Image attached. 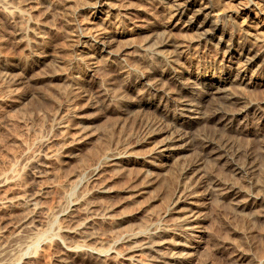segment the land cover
<instances>
[{
	"label": "rangeland",
	"instance_id": "obj_1",
	"mask_svg": "<svg viewBox=\"0 0 264 264\" xmlns=\"http://www.w3.org/2000/svg\"><path fill=\"white\" fill-rule=\"evenodd\" d=\"M11 1L0 0V264H97V252L106 264H150L145 260L146 250L134 257L137 263L126 259L123 234L128 229L137 230L141 238L160 225L165 229L173 227L175 217L171 213L165 215L166 206L176 194L182 175L174 169L157 177L158 171L131 155H125L113 167L106 163L116 150L124 145L134 146L145 134L147 129L140 119H135V114L145 121L152 119L149 111L144 113L134 104L138 96L133 87L125 90L123 84L137 86L136 81L149 71L167 67L157 45L171 35L184 48V55L178 57L180 68L202 73L215 71L228 63L226 45L218 40L220 33L204 39L197 36L195 28L168 30L163 26L169 17L165 0H103L109 6L101 7L92 5L96 0ZM205 1H210L214 18L228 31L225 43H229L227 38L232 33L233 41H244L264 54V28L257 29L260 22L264 23V10L253 12L249 19L239 14L235 0ZM115 31L119 40L114 48L130 43L134 45L130 52L112 57L101 46L94 48L86 42L80 45L87 38L84 34L97 36L100 32L110 36ZM135 45H141L142 52ZM139 51L140 58L136 56ZM261 74L264 76V72ZM245 92L242 93L246 98L261 102L264 111V86ZM118 94H125L128 103L121 101ZM147 96L151 99L153 95ZM129 108L135 109V113L128 114ZM247 120V131L236 137L240 141L236 140L235 145L246 152L248 162L251 156L262 162L264 118L250 115ZM211 129H206V136L214 140L216 133ZM153 144L132 150L134 154L146 152ZM185 155L186 161L202 157L197 146ZM259 165L257 179L263 184L264 162ZM95 171L103 175L101 179L109 186V192L90 190V178ZM152 175L153 179L157 177L156 181L152 179L155 184L145 186L147 191L133 200V195L126 191L131 188L129 185L134 184L136 189ZM205 180L210 184L208 177ZM204 187L198 198L207 236L165 232L164 238L178 243L198 241L200 249L191 264H264V202L250 203L241 209L219 196L205 199L208 190ZM90 201L99 210H107V214L95 219L88 229L98 239L86 240L68 231L67 225L73 223L70 215L79 213V208ZM25 219L28 227L23 229ZM99 246L105 247L99 251Z\"/></svg>",
	"mask_w": 264,
	"mask_h": 264
},
{
	"label": "bare ground",
	"instance_id": "obj_2",
	"mask_svg": "<svg viewBox=\"0 0 264 264\" xmlns=\"http://www.w3.org/2000/svg\"><path fill=\"white\" fill-rule=\"evenodd\" d=\"M235 2L236 4H238L237 11L239 12V14L244 15L246 18L249 19H251V15L253 14V12L256 11L257 14L258 12L262 13L264 10V0H235ZM164 3L168 4V7H166L169 8V17L165 25L163 24L164 27H166L168 30H172L174 28H184L185 30H192L195 28V31L198 32L197 36H203L202 38L204 39L207 36H214L215 34L220 33L221 37L218 40L220 43L223 42L224 46L226 45L225 52H227L226 55L228 57V63L220 65L219 68H216L215 71L209 73H202L198 70L187 71L180 68L177 64V62L179 61L178 57L183 54L182 52H184V48L180 46L178 42H175V40L172 39V35L167 37L165 36L163 40L161 39V41H158L157 48L159 47L160 49L158 48V50L156 48L158 50L157 52L163 56V61L166 62L167 67L160 68L158 71H149V75L147 74V76L142 77L139 81H136L137 86L123 84V88L125 90H128L133 87L132 89L136 91L138 96V99L136 101L134 100V104L136 105V107L141 109V111H149L150 115L152 116V119H150V121H145L141 119V116H139L140 118H137L138 115L135 114V119H137L138 121L140 119L146 127L147 130L145 134L139 140H137V144H135L134 146L124 145L121 149L116 150L113 154L109 153L111 155L108 159H106V163L109 167H113L120 164L122 157H124L125 155H131L135 156L136 158H140V163L142 165L153 167L155 169V172L158 171L159 173H156L157 177L160 175V173L163 172H165V174L166 172L171 173L174 169L176 171H179V173L182 175V180L178 181L176 194L174 195L173 199L170 198V200L172 199L171 202L169 204L167 203L168 206H166L165 213V215L169 213L174 215L173 217H175V223L173 224V227L167 228L166 226V229L160 228L162 225L157 228L154 227L155 229L152 232H150L148 235L144 234L147 235L145 237H141L143 236L141 235V238H138L139 231H129L128 229L127 232H123V237L127 244V250L124 253H126L127 256L129 254L128 257L126 256V259L134 260V262H136L134 257H139L137 253L141 252L142 250H146L147 253L146 251L145 253L146 255L148 254V257H146L145 260L150 264H172L171 262H167V260H174L177 262L179 261V263L182 264H191L194 260V256L200 249V244L198 243V241L178 243L176 241L174 242L173 240L164 238L163 233L170 232L172 234H177L181 236H184L185 234H190L191 236H195L198 238L202 237L203 235L207 236L205 234V229L202 225L204 217L201 213V205L199 203L198 198V196H201L204 192V190L202 191L201 188L206 186V189L205 187L204 189L206 191L208 190L206 192L207 196L205 199H211V195L215 197L219 196L220 200L229 199L230 203L241 209H243L247 204L250 203L253 205L254 203L263 204L264 202V183L261 184L257 179V172L260 169L259 164L264 161L256 162L254 159L255 157H250L249 155L250 161L248 162L245 158L246 152L240 149V146L237 148V145H235L239 140H237L236 137L240 135L243 136V133L247 131L248 125L246 126V123L248 121L247 119H250V115H255L257 119L264 118V111L262 110L261 105L259 104L261 102L253 101V97H250L251 99L246 98L247 96L242 93L243 91L249 92V90L253 88L256 89L257 87L264 86V76H262L261 74V72H264V54L260 50L257 51L253 49L252 46L248 45L244 41H233V39L231 38V36L233 35L232 33H229V36L227 38L229 39V41L227 40L229 43H225L224 36H227L228 31L223 26V23L221 25L220 20L214 18V9L210 1L165 0ZM92 5H95L94 7H101L103 5L107 6L108 3L104 2L103 0H96L95 2H93ZM187 16L188 18L186 20H183ZM182 23L183 25L180 27ZM260 23L261 24L257 27L258 30L264 28V23ZM164 30L166 29L164 28ZM116 33L117 32L115 31L113 32L114 35L112 34L110 36L109 34L107 35L105 33L100 32L97 34V36H89L84 34L82 36L87 38H85L84 40L81 39L82 43L78 44L83 46V44L86 42L89 43L90 46H94V48H98L99 46H101L104 52L110 54L111 56H117L118 54H126L127 52H130L129 49L134 46L130 43L126 44L123 47L121 46V49L119 47H117L119 49L114 48V45L116 43L115 41L119 40L117 39L118 36H115ZM183 33H185V31ZM118 34L120 35L121 33ZM252 35H254V38H256L257 36L255 33H253ZM138 48L140 50L141 45L139 47L137 46V49ZM140 51L137 52L139 54L136 56H141L142 51ZM130 54H133V52L129 53V55ZM39 57L41 56L39 55ZM236 57L237 59L233 60V58ZM95 66L96 65H94V67ZM254 66H256V68L253 69ZM246 93L247 92H245V94ZM149 94L153 95L151 99L149 96H147ZM246 95L249 96L248 93ZM117 96L121 101L127 102V99L125 100V94H118ZM95 101L97 102V100ZM134 110L135 109L129 108L127 110L128 114H134ZM120 113L124 114L122 111H120ZM207 128H212L211 130L216 133V139L209 140V135L206 136V132L208 131H206ZM148 143H154L153 147L147 148L146 152L138 151L137 154H134L135 152L132 149H134L135 146L138 147L142 144ZM195 146L198 147V150L200 151L202 157H198L196 160L194 159L190 161L189 159V161H186V152L188 150H193ZM104 160L103 163L105 162ZM205 163L207 164V166H210V168L208 167L209 170L205 168ZM121 166L123 167V165ZM103 167L106 168V165ZM115 168L118 169V167ZM146 169L148 170V168ZM115 172L117 173V171ZM148 172L149 171L146 172V175L149 174ZM227 172L229 173L228 177L226 175ZM102 176L103 175L98 172L94 173L91 176V181L89 182L91 191L96 193H105L108 191L109 186L106 187V182L103 181L104 179H101ZM154 177L155 176L153 175L148 177L146 180H144L143 183H141L142 185H138L139 187H137L136 189L132 187L134 186V184L132 186L129 185L131 188H128L126 191L133 195L132 197H134V200L138 196H140L143 190H146L144 189L145 186L151 185L152 182L155 184L153 180H155L157 177L153 179ZM207 177L210 180V184L207 180H205L207 179ZM80 208L79 213L74 214L72 212L73 214L70 215V221L73 220V223L72 225H67V230L75 233L78 236L80 235V237L82 238L84 237V239L86 240L93 239L96 237V235H94L92 231L88 230L90 228V224L95 219L99 220V218H105L107 210H99L98 205L91 201L86 202L84 206ZM75 209L74 211H77V209ZM22 222L25 223L23 229L28 227L26 224L27 219L23 220ZM141 225L142 224H140L139 226L141 227ZM144 225L145 224H143L142 226L144 227ZM156 225L158 224L156 223ZM101 246H99L100 248H95L101 251L102 248L106 245L102 248ZM247 251L249 250L247 249ZM130 253H132V255ZM95 254H98V256L100 257L102 255L98 252ZM99 258V261L97 260V264H106L105 260ZM103 258L105 259L104 254Z\"/></svg>",
	"mask_w": 264,
	"mask_h": 264
}]
</instances>
